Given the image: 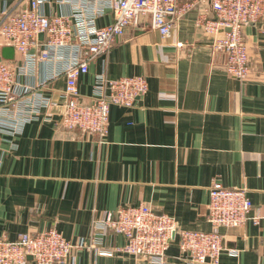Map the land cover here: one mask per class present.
Instances as JSON below:
<instances>
[{"label": "crops", "instance_id": "1", "mask_svg": "<svg viewBox=\"0 0 264 264\" xmlns=\"http://www.w3.org/2000/svg\"><path fill=\"white\" fill-rule=\"evenodd\" d=\"M28 1L0 0V24L5 9L17 12ZM180 5L171 36L142 18L81 76L85 101L94 95L98 75L148 79L147 92L133 106L111 105L106 134L66 129L43 116L15 133H0V237L15 240L23 232L56 228L69 240H90L95 219L140 202L174 216L179 228L209 230V187L219 181L247 189L255 219L223 229L226 249L219 263L195 264H264V27L244 25L251 72L240 80L227 72V54L214 49L204 31L202 13L211 15L209 6L200 11L185 8L186 1ZM41 9L50 14L69 7L53 0ZM111 21L107 10L98 18L99 25ZM6 46L0 33V60L20 63L15 49L13 57L4 56ZM64 87L60 76L45 89L58 101L57 112ZM102 240L107 247L126 242L109 230ZM21 264L36 263L29 256ZM64 264L151 263L84 248ZM165 264H187L177 237Z\"/></svg>", "mask_w": 264, "mask_h": 264}, {"label": "built area", "instance_id": "2", "mask_svg": "<svg viewBox=\"0 0 264 264\" xmlns=\"http://www.w3.org/2000/svg\"><path fill=\"white\" fill-rule=\"evenodd\" d=\"M52 1L29 0L17 12L3 11L0 33L22 59L15 66L0 60V133H15L24 123L43 116L66 129L106 134L111 105L133 106L147 92L148 79L144 75H98L94 95L85 101L79 91L81 76L95 57L107 53L130 28L140 26L142 18H147L152 29L171 36L182 11L181 1H186L187 9L202 11L209 6L212 14L202 13L204 31L214 49L227 54V72L240 80L251 72L244 25L260 22L264 27V0H55L69 10L42 11ZM106 10L112 21L99 25L98 18ZM46 65L49 70L43 74ZM60 76L65 77V87L57 112L58 101L45 89L48 81ZM209 191V230L179 228L174 216L158 213L144 202L124 204L95 219L90 240H69L56 228L23 232L15 240L0 237V264H21L29 256L36 264H64L73 252L84 248L101 254L119 251L141 256L151 264H165L176 237L187 264L219 263L226 249L223 229L243 227L255 219L250 215L253 201L247 189L219 181H213ZM108 230L126 242L107 247L102 235Z\"/></svg>", "mask_w": 264, "mask_h": 264}, {"label": "water", "instance_id": "3", "mask_svg": "<svg viewBox=\"0 0 264 264\" xmlns=\"http://www.w3.org/2000/svg\"><path fill=\"white\" fill-rule=\"evenodd\" d=\"M13 53H14V47L13 46H6L4 47V56L11 58L13 57Z\"/></svg>", "mask_w": 264, "mask_h": 264}]
</instances>
